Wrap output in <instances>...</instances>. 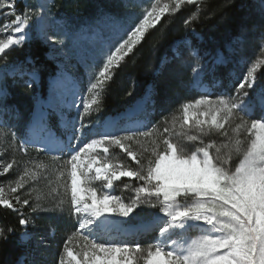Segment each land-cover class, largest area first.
Instances as JSON below:
<instances>
[{
	"label": "snow or ice",
	"instance_id": "snow-or-ice-1",
	"mask_svg": "<svg viewBox=\"0 0 264 264\" xmlns=\"http://www.w3.org/2000/svg\"><path fill=\"white\" fill-rule=\"evenodd\" d=\"M22 3L0 0V61L5 62L0 82L7 75H19L27 77L23 82L31 88L39 79L35 61L28 56L8 66L10 50L32 40L33 33L63 48L70 33L49 36L54 23L49 5ZM200 3L155 0L138 21L106 36L83 57L91 61L95 73L83 92L73 82L76 90L70 99L56 91L66 74L53 80L46 107L60 115L64 141H54L46 112L34 117L35 126L45 133L39 144L12 132L13 142L18 141L25 154L33 147L57 153L53 159L62 161L56 181L48 180L45 196L31 199L33 185L47 179L40 166L25 167L17 179L0 185V209L16 214L21 243L31 239L28 229L35 227L27 207L32 212L67 213L74 230L58 264H264V87H256L264 59L251 63L219 93L203 87L204 94L182 103L171 119L125 126L115 119L103 124L90 119L102 110V97L117 70L162 18ZM199 12L197 7L184 20L185 27H191ZM191 31L195 34L194 28ZM185 43L191 45L190 40ZM192 54H197L195 49ZM224 62L223 52H217L214 63ZM201 68L194 69L198 88ZM4 95L0 89V97ZM64 109H75L76 115L66 120ZM0 126L7 127L2 122ZM113 149H119L123 158ZM15 163L0 165V175L9 173ZM145 208L154 211L141 216ZM193 229L199 233L195 238L189 235ZM15 232L12 226H0V241ZM148 232L155 235L146 246L129 240Z\"/></svg>",
	"mask_w": 264,
	"mask_h": 264
},
{
	"label": "rangeland",
	"instance_id": "rangeland-1",
	"mask_svg": "<svg viewBox=\"0 0 264 264\" xmlns=\"http://www.w3.org/2000/svg\"><path fill=\"white\" fill-rule=\"evenodd\" d=\"M39 3H46L49 0H38ZM202 1V0H201ZM259 1L256 5V11L260 13L262 17L261 23L253 24L252 29L249 32V36H246L244 39L231 40L226 42L225 38V50L223 52L225 56L224 63H230L229 76L230 78L223 82L215 77L214 72L218 65L215 64L214 58L219 50L214 49L215 44H205L202 45V37L198 33H193V36L197 39L196 43L191 42V45L185 43V41L190 40L187 36L183 37L181 40L177 41L171 48L172 55L164 56L160 59L157 68L155 71L157 74L158 80H167L175 82L176 86L182 92V94H176V99L172 100L167 99L164 103L163 113L156 112V105L154 101L155 89L153 86L147 87V91L144 93L142 99L137 100L133 103V106L126 109L124 112L118 114L117 116L108 117L104 123L112 121L115 119L118 121L120 126H125L133 124L137 121H151L152 114L159 113L158 120L160 121L164 117L171 119V116L178 114V109L180 105L189 100H194L199 98L200 95H203L201 90L203 87H207L214 94L221 92L224 88L228 87L235 80L240 78L243 74L246 73L247 68L251 63L255 62L257 59H264V0ZM155 0H117V3L121 4V8L118 12L105 11L101 12L94 18H67V17H56L51 16L54 19V23L48 29L49 36L61 35L62 32L67 31L70 33V37H65V44L63 48L58 45H53L50 42L43 41L49 48L48 58H51L55 61L57 65V71L55 74L48 78V88L45 99H41L37 93L32 96L33 112H32V122L27 129V136L34 140L37 144L43 139L45 133H42L40 129L34 124V117L37 112H46L47 120L50 123L49 126L51 129L55 125L58 127V132L52 129L54 133V141H64L66 139L65 129L60 115L53 112L51 109L46 107L47 97L49 89L52 86V82L56 79L61 72H64L67 76V79L61 80L60 95L65 96L66 98H71V91L65 90L67 87H73V82H76V88L81 92L86 90V87L89 83V80L95 73V69L92 67L91 61H86L83 57L86 53H89L90 50L100 46L101 41L111 34L113 31L120 30L123 27H127L128 24L138 21V18L142 17L144 10L150 6L151 3ZM196 7L197 5H188L185 6L188 9L191 7ZM244 41V42H242ZM193 49L196 50V55H193ZM99 64V61H97ZM12 66L11 64H7ZM202 66L199 71L200 84L201 88L196 86V76L197 73L194 72V69L197 66ZM5 65L0 66V69H3ZM155 72V73H156ZM12 77L11 75H7ZM257 90L264 87V68L257 70ZM16 77H19L17 75ZM27 79V77L21 78ZM39 83V80L36 81V84ZM165 84V88H166ZM0 89L1 82H0ZM3 90V89H2ZM76 90V89H75ZM58 94V92H57ZM35 100V101H34ZM139 102L141 104L139 105ZM168 104L171 105L168 108ZM133 109H136L138 113L133 117L128 118V112ZM149 113H151L149 115ZM260 114L259 109H257L256 115ZM51 115V116H50ZM76 115L75 109H64V118L66 120H71ZM51 117V118H49ZM54 117L56 121H54ZM93 118H96L94 113ZM15 119H18L16 115H11L10 120L6 122L7 127L0 126V165L9 163L8 160L15 156V153L21 151L18 146V141L13 142L12 132H15L18 137L23 129V126L19 127L18 124H15ZM103 124V123H102ZM16 127H19L18 129ZM90 130L85 129L86 138L89 136ZM32 151H28V161L21 164L18 168L14 167L9 171L13 170V173L8 175H0V185H6L8 181H14L16 178H12L13 174L20 175L25 167L34 169L36 166H40L42 175L47 179H42L40 183L34 184L32 191L31 199H35L37 195L45 196L49 191L48 180L56 181L58 175V169L62 161H57L53 159L54 155L57 153H50L45 151H37L35 148L30 147ZM28 149V150H29ZM19 150V151H17ZM113 154L118 158H123V154L120 153L119 149H113ZM67 157L65 156L64 159ZM46 169V171H45ZM119 183V182H117ZM38 185V187H37ZM52 186H55L54 183ZM117 194H119V189H117ZM128 192H125V195H128ZM27 195V192H25ZM50 207V205H49ZM139 211V210H137ZM152 209L145 208L141 213V216H147L151 213ZM32 212V211H31ZM38 214L48 215L50 214L57 220L64 221L65 223V235L60 237L53 236L55 232L49 225L46 224L44 228L32 227L33 231H29L32 234L30 240L25 243H21L25 249V254L20 258L17 264H58V259L60 254L63 251V246L67 237L71 235L74 230L69 222L67 213L61 215L57 213L39 211L32 212ZM135 215V213L133 214ZM35 217V216H34ZM49 217V216H48ZM43 222H41L42 224ZM138 223L133 221V224ZM46 231L49 234H46ZM155 233L148 232L139 235L138 237H129V240L137 239L141 242L142 246H146L151 242ZM189 235L192 238H195L199 235L198 231L193 229L190 231ZM20 239V238H19ZM20 241V240H19ZM76 242H73L75 244ZM56 244V246H55ZM75 250V249H74Z\"/></svg>",
	"mask_w": 264,
	"mask_h": 264
},
{
	"label": "trees",
	"instance_id": "trees-1",
	"mask_svg": "<svg viewBox=\"0 0 264 264\" xmlns=\"http://www.w3.org/2000/svg\"><path fill=\"white\" fill-rule=\"evenodd\" d=\"M258 2L256 0H202L196 7L192 6L189 9L183 7L174 16L166 15L156 26V29L151 30L145 41L138 46L135 54L126 58V62L117 70L102 97V110L98 114L95 113L96 118L90 117V119H99L102 122L107 115L118 114L142 97L149 86H153L155 89L156 112L163 113L165 101L176 99V94H182L183 91L171 80L157 79L158 73L155 69L160 59L172 55V46L185 36L191 42L196 43L197 39L191 31L193 28L202 37L200 44L214 43V49L220 52L225 50V38L226 42L245 40L246 36H249L253 24L261 23L262 17L256 11ZM25 3L30 6L40 4L38 0H23L21 6ZM47 4L50 7V16L79 19L94 18L105 11L118 12L121 8V4L117 3V0H49ZM197 7L200 9L199 18L190 28L185 27L184 20L189 18ZM48 52V46L43 40L36 38L34 33L32 40L26 42L22 47L10 50L7 56V64H18L28 56L32 57L35 61V67L39 71V83L29 88L25 86L24 79L4 77L1 87L5 95L0 97V109H8V111L0 112V122L3 125L10 120L11 115L17 116L18 119H15V124H18L19 127L27 124L33 110L32 96L39 93L42 99L45 98L47 79L57 70L55 61L48 58ZM2 65H5L4 61H0V66ZM229 68L230 63L228 62L218 65L214 72L215 77L226 82L230 78ZM165 84L167 85L166 88ZM129 91L132 92L130 96L127 94ZM170 107L171 105L168 104V108ZM158 115L159 113L153 114L151 120H158ZM55 128L57 129V127ZM23 135V130L18 133V137ZM28 151L31 152L32 150L29 149ZM28 159V152L25 154L23 151H19L8 162L15 160L16 163L13 165L15 169L26 163ZM14 169L9 171L8 175L12 174ZM16 172L12 176L13 180L18 178ZM25 212L35 221L36 228L40 227L46 230L47 224L55 230L53 236L58 238L65 235L64 221L57 220L50 214H34L27 207H25ZM41 222L43 223L41 224ZM5 225L14 227L16 232L9 235L6 242L0 241V264H17L26 252L19 241L21 229L15 213L0 209V226ZM28 230L33 231L31 226ZM47 233L49 234L46 231Z\"/></svg>",
	"mask_w": 264,
	"mask_h": 264
},
{
	"label": "bare ground",
	"instance_id": "bare-ground-1",
	"mask_svg": "<svg viewBox=\"0 0 264 264\" xmlns=\"http://www.w3.org/2000/svg\"><path fill=\"white\" fill-rule=\"evenodd\" d=\"M52 84V86H51V88L49 89V92H48V97H47V101L49 100V98H50V96L52 95V88H53V82L51 83ZM60 88H61V85L59 84L58 86H57V89H56V91L58 92V95H60ZM69 90V92L71 91H74L75 89L71 86V87H67L65 90ZM78 89V88H77ZM141 104V102H139V105ZM134 111H136L135 109L134 110H131V111H129L128 112V114H130V113H132V112H134ZM129 117H131L130 115H129Z\"/></svg>",
	"mask_w": 264,
	"mask_h": 264
}]
</instances>
